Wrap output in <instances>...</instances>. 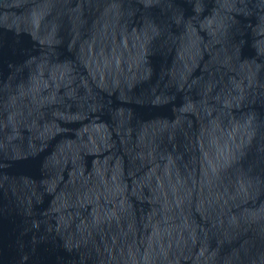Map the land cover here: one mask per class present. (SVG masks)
I'll use <instances>...</instances> for the list:
<instances>
[{"label": "water", "instance_id": "water-1", "mask_svg": "<svg viewBox=\"0 0 264 264\" xmlns=\"http://www.w3.org/2000/svg\"><path fill=\"white\" fill-rule=\"evenodd\" d=\"M0 264H264V0H0Z\"/></svg>", "mask_w": 264, "mask_h": 264}]
</instances>
